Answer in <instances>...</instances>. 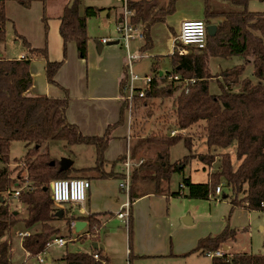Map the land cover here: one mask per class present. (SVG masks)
I'll return each instance as SVG.
<instances>
[{
	"label": "trees",
	"instance_id": "trees-1",
	"mask_svg": "<svg viewBox=\"0 0 264 264\" xmlns=\"http://www.w3.org/2000/svg\"><path fill=\"white\" fill-rule=\"evenodd\" d=\"M6 1L0 0V43H5L6 25L10 20L6 11ZM29 7L37 0H17ZM44 1V0H41ZM128 9L132 12V23L142 25L145 33L142 49L147 50L153 44L151 28L175 13L180 0H127ZM204 1L206 25H217L214 36L208 35L207 44L203 49L188 47L189 52L181 54L178 45L170 54L173 70L166 77L178 75L179 80L171 81L166 87L160 86V80L166 78L157 75L152 77L150 89L145 95L138 97L146 101L148 97L171 95L176 87L180 93L173 101L177 128H185L204 120L206 122L205 144L211 149H222L216 157L220 166L216 172L209 173V180L203 183L193 182L186 177V191L172 192L176 197H189L203 200L215 195L219 185H225L232 192L230 204L232 211L236 207L249 211L264 210V11L255 12L248 9L251 0H217L229 4L228 8L218 7L215 0ZM263 1V0H260ZM80 0H70L60 16V35L64 41V59L51 61L47 48V40L42 47H33L25 36L23 42L27 48L25 57L5 58L0 56V264H12L10 243L3 240L10 236L13 228L22 223L25 229H35L23 239L22 245L29 257H37L46 249V244L59 237L60 228L51 225L59 219L58 210L51 196V182L57 178L106 179L125 176L124 172L115 168L124 159L123 156L112 163L110 170H105V151L112 138V129L124 122L125 104L121 107L120 120L109 125L104 135L87 136L80 131L75 123L67 119L69 96L51 97L47 95L30 96L26 92L33 86L30 64L33 59L41 57L45 60L46 79L51 84H58L55 75L67 57V44L74 41L80 58L88 56L89 34L88 19L100 14L102 8L93 5L80 10ZM42 19L45 23V35L48 24L44 11ZM180 47H183L182 45ZM233 56L242 59L241 64L212 74V59L219 57L230 59ZM157 64V63H155ZM158 66V65H157ZM156 66V68H157ZM248 66H253L252 76H245ZM155 67V66H154ZM216 78L221 86L219 94L210 92L211 80ZM124 78L121 89L124 88ZM188 80L187 82H185ZM136 98V99H137ZM145 104V103H144ZM62 140L67 147L75 144H92L96 148L95 165L76 169L74 165L64 168L59 158H54L48 148L52 140ZM19 140L25 142L28 151L23 158L25 176H13L11 163V144ZM181 140L179 135L153 134L146 136L141 143L148 146H166L158 152L153 161L143 160L131 172L130 215L132 204L138 197L136 189L143 181L155 187L154 193L162 190L163 182L170 181L171 175L182 171L186 162L168 161V152L173 144ZM190 147V142L185 139ZM235 147V158L239 164L233 163L229 149ZM211 153L203 155L201 160L212 165L215 160ZM54 161V164L51 162ZM26 182V185L24 186ZM21 189L19 201L26 206L28 215L21 218L16 211L10 209V198L14 191ZM181 189V188H180ZM4 193L8 198L3 197ZM223 198L229 195L223 190ZM65 219L67 213L63 210ZM101 214H91L81 218L88 222L87 236L96 233L102 226ZM70 217L67 222L72 221ZM130 221V219H129ZM131 224V223H130ZM129 225V224H128ZM131 230V229H130ZM234 229L224 228L217 235H207L199 240L196 248L190 252L216 251L223 248L229 241L236 239ZM86 238V237H84ZM98 254V258L94 257ZM66 264H108L109 259L102 256L101 249L92 252L75 251L61 258ZM20 264H31L24 261ZM212 264H264V254L237 251L221 257L213 256Z\"/></svg>",
	"mask_w": 264,
	"mask_h": 264
},
{
	"label": "rangeland",
	"instance_id": "rangeland-1",
	"mask_svg": "<svg viewBox=\"0 0 264 264\" xmlns=\"http://www.w3.org/2000/svg\"><path fill=\"white\" fill-rule=\"evenodd\" d=\"M7 1L10 3L9 16L11 18L9 17L10 20L6 25L7 40L4 44L0 43V53L2 56L15 58L20 56L22 51L27 50L23 42V38L21 39L18 34H23V36L27 37V39L32 42L33 47L44 46L45 41L47 40V35H45V28L43 27L44 22L40 18L42 17V14H44L43 5L38 2L37 5L24 7V5H20L17 0ZM50 1L51 4L49 5V8L54 6L55 10L58 12L64 0ZM80 2L81 13L84 12L85 7L88 5L97 6L98 8L103 7L105 8L103 10L109 9L110 12L109 15L101 16L102 10L98 17L90 18L91 21L89 22L87 33L89 34L93 45L96 40H102L103 37L110 38L109 40L111 41H115L120 38V33L117 32V15L121 12V10L123 11L122 0H80ZM215 4L218 7H229L228 3L222 1L215 0ZM54 8L51 12L54 11ZM248 9L255 12H263L264 0H251L248 4ZM186 15H188V19H204V1L180 0L178 2L176 12L173 15H170L166 19V22L156 23L152 27L151 32L153 44L151 48L146 50V52L143 53L138 49L143 44L142 40L136 39L135 41H131L133 49L132 52L134 53L137 49L140 57L134 63L135 71L140 76V79L136 80L137 85L143 86L145 89L146 75L155 76L160 71H162L165 75L169 70H173V64H171V59L168 54L174 51L173 46L175 43V37L181 33L180 19ZM17 18L18 21L16 20ZM27 19L31 21L25 22ZM18 27H23L24 30L20 31L18 30ZM121 42L124 43L121 39L119 45L117 46L118 48L120 47ZM104 45H106V43ZM121 47L125 50L126 56H128V50L125 49L124 45H121ZM68 54L69 51H67V56ZM158 56L160 61L158 60L159 58H157ZM156 61L161 64L159 68H156ZM241 63H243L242 59L237 56H233L230 59L216 57L211 61V69L213 71L212 74H219L222 70L232 68L233 66ZM126 68L129 70L128 65ZM252 72L253 66H248L245 76L253 78ZM127 82L128 81H126L125 77L122 98H124V104L126 107L124 111L126 119H124L125 121L115 128L124 127L125 129H128V127H130L129 135L131 139L129 141V146L125 144V141L117 143L116 146L112 148L111 153L117 155L126 149L127 152L129 149H132V151H141V146L144 145L141 141L146 136L153 135L154 133L172 135L171 132L176 130L175 135H179L181 140L170 147L168 152V161L171 163H181L187 161L188 163L182 171L173 173L170 181H164L162 187L164 189L158 191L157 194L171 197V192L181 190L180 183L186 177H192L196 183L207 182L209 180L208 174L210 172L217 171L220 166V160L216 156L220 152H226V150H222L220 148L209 150L208 145L205 144V134L207 128L204 120H201L184 130L177 128L173 101L181 91V88H177V86L182 84L176 83V87H174L171 95L163 98L148 97L146 101L136 97L137 99L135 98L131 104V101L127 98V93L125 91ZM160 82V86L166 87L171 80H169V78H164L160 80ZM209 89L212 94L217 95L221 92V86L216 78L211 80ZM130 108L131 110H129ZM185 139L190 142V147L188 144H185ZM48 148L54 158H59L60 160L68 159L72 161L76 169L88 168L89 166L96 164V148L92 144L88 145L81 143L75 144L72 147H67L64 141L56 139L49 142ZM10 149L11 163L9 165L13 170V176L18 180V175L20 173L22 177L26 175V171H22L24 165L21 163H23V158L29 148H27L25 142L15 140L12 142ZM165 149L166 146H148L147 150H144L143 153H137L136 158L132 161L130 160L131 170L134 166H138L136 164L139 163V160H141L142 157H145L146 161H153L158 152H162ZM228 151L234 160L233 163L237 166L239 161L235 158V147H231ZM210 153L214 155L212 158L215 160L212 165H209L204 160H201L203 155H208ZM126 160H128V157L125 161ZM1 166L2 165L0 163V167ZM115 170L120 171V168L116 166ZM225 184L226 183L224 182V184L221 185V192L224 190V192L229 195L228 198H223L224 194H222L219 197L213 195L210 198H205L203 200L189 197H172L169 203L166 201L163 208L164 210H167L170 215V219L167 221V227L171 231L175 230L174 234L176 235V241H178L181 245L185 244L188 239H194L196 243H198L201 238H204V236L211 234L215 235L224 228L228 227L230 229H234L237 233L236 239L230 241L231 246L229 250H226L227 253L246 251L250 253L264 254V210L249 211L245 208L236 207V209L232 211L230 204L232 192H230L229 188ZM141 185L142 190H146L150 186L152 187H150L148 191L154 192L155 190L154 185L152 184L143 182ZM185 191L186 188L181 190V192ZM3 197L8 198V194L4 193ZM10 203L11 210L16 211L22 219L26 218L28 215L26 206L19 201L18 197L11 196ZM62 209L67 213L66 218L68 219L70 218L68 215L69 213L74 214L75 211H78V207L72 204H66ZM187 215H190L193 218V224H185L184 218L187 217ZM68 219H65V217H59L57 221L51 222L53 227L58 229L61 228L60 233L67 240V245L59 247L56 245L52 246L48 253L44 255L45 262H43V264H66L65 260L61 259L63 255H66L71 251H75L78 246L84 248L85 245L82 243L84 240H88V237L89 239L95 238L94 234L87 236L85 233H82L74 236L72 235V232L69 233L66 222ZM126 226L127 224L124 221L122 222L117 218H113L107 224V229L101 230V240L108 236L112 240V246L116 244V250L118 251V243L120 245L123 243L124 234H126L127 231ZM119 228L122 230H119ZM108 229L110 231L107 232ZM21 231H25L23 226L22 228L19 225L15 226L10 236H6L3 239L7 240L10 243V246H12V264H20L24 261H28L31 264H41L35 257H29V255H27L25 250L22 248V245H20L19 240L22 238ZM75 237H77L76 241L74 239ZM204 255L205 256H200L202 258L201 260L208 262V259L210 260L211 257L205 253ZM160 262H163L160 258H140L136 259L134 264H160Z\"/></svg>",
	"mask_w": 264,
	"mask_h": 264
},
{
	"label": "crops",
	"instance_id": "crops-1",
	"mask_svg": "<svg viewBox=\"0 0 264 264\" xmlns=\"http://www.w3.org/2000/svg\"><path fill=\"white\" fill-rule=\"evenodd\" d=\"M69 1L70 0H64L58 12L55 10L54 6L49 8V5L51 4L50 0H37L32 2L31 4L37 5L38 2H40L43 5V11H45L46 17L48 19L47 48L49 51V59L51 61L64 59V41L59 32L61 24L60 16L63 13L65 6L69 4ZM5 4L7 15L9 16L10 3L6 1ZM19 4L22 5V3ZM53 8L54 11L51 12ZM101 8L102 10L105 9L103 7ZM105 11L106 12L103 13V16L109 15V9ZM122 12L123 11L121 10V12L117 15V25L118 22L121 20L120 16L122 15ZM40 18L42 19V17ZM90 18L88 19V25L91 21ZM186 19H188V15L183 16L180 19L181 24L182 21ZM16 20L18 21V18ZM28 21L31 20L27 19V21L25 22ZM43 27L45 28V23ZM18 30L21 31L24 29L23 27H18ZM117 32L119 33V31ZM19 35L22 36L23 34ZM144 39H138L143 41V44L138 48L139 51H142L143 53L146 52V50L142 49L144 45ZM118 40H121V33L120 38ZM101 41L102 40H96L95 44L93 45L89 36L88 56L86 59L80 58V56L78 55L76 43L74 41H70L67 44V51H69V54L65 58L61 68L55 75V80L58 83L55 85L49 83L46 79V72L44 67L45 60L43 58L38 57L36 59H33L30 64L31 75L33 78V86L26 92V94L30 96L47 95L51 97H62L65 96L67 92V95L70 99L69 106L66 111L67 119L70 123H75L79 127L80 131H82V133L87 136L104 135L109 125H113L120 120L121 107L124 105V98H122L123 90L121 89L120 81L123 78L125 79V77L126 81H128L129 79V70H127L126 68L128 63V56H126L125 50L121 47V45L123 46L124 43L121 42L119 48L117 47L119 44H106L103 46L102 52H99L98 49ZM29 42L32 45V42L30 40ZM129 50L131 53H133L131 42L129 45ZM128 52L129 51H127V53ZM26 53L27 50L22 51V54L15 58L20 59L23 55H26ZM135 53H138L137 49L134 51L133 54ZM4 57L13 59L12 57ZM139 58H136L133 61V65L135 61ZM157 58H159V56ZM158 60L160 61V58ZM156 62L158 65L157 68H159L161 64H159L158 61ZM134 73H136L135 68ZM167 74L164 75L162 71L159 72V76L165 77ZM140 87L143 88V86ZM129 129L130 127H128V129H125L124 127L112 129V138L108 143V148L106 149L104 156L107 163L105 166V170H110L112 167V163H114L115 160L123 156L124 159L121 161L122 163L117 165V167L120 168V171L124 172L125 159L127 157L130 162V160L132 161L136 158L137 153H143L144 150H147L148 145L144 144L141 146V151H132V149H129L127 152L126 149L125 151H121L117 155L111 153L112 148L121 141H125V144L129 146V141L131 139L129 135ZM143 160H145V157H142L141 160H139V163L136 165H139ZM136 167L138 166H134L131 172ZM191 179L194 182L192 177ZM123 181L124 177L122 179H91V186L87 192V200L85 201V203L74 205L78 207L77 212L75 211L74 214H68L70 217L73 218L70 223H68L66 220L69 233L72 232V235L74 236L80 235L82 233H87V231L89 230L88 222L82 219L81 217L88 216L91 214H101L100 218L102 219V226L96 233V242L104 246V248L99 249L102 250V256L109 259L108 264H123V262L124 264H134L135 260L140 258H160L163 261L160 262V264H212V257L210 260L208 259V262H206L201 260L202 258L200 256H205L201 252H190L191 250L197 247L199 242L196 243L194 239H188L185 244L181 245L178 243V241H176V235L174 234L175 230L171 231L167 227V221H169L170 215L167 210H164L163 207L166 201L167 203H169L171 198H175L176 196L172 195L170 197L166 195H159L152 191H148V189H150V187L152 186H150L146 190H142L141 184H143V181H140L138 183V187L136 189L138 197L134 200L132 204V214L130 215L129 225L126 226L127 231L126 234H124L123 243L120 242L121 245L118 243V251L116 250V244L112 246V240L108 236L104 237V239L101 240V230L107 229V224L113 218H117L122 222L124 221V219L118 217V212L127 202L130 203V196L129 193L126 192L122 187ZM220 195H222V193H215L214 196L219 197ZM185 219L187 222H192L188 224H193L194 222L193 218L190 215H187L184 220ZM79 220L86 222V224L83 227L84 229L78 232L77 228H75V223ZM19 226L22 228V223ZM35 229L38 228L25 229V231L23 232H26L27 230L31 234ZM119 230L122 229L119 228ZM108 231L110 230L108 229L107 232ZM59 236L65 239V237L61 233L59 234ZM74 239L76 241L77 237H75ZM90 239L89 237L88 240L86 239L87 241L83 239L84 241L82 244L85 245V247L82 248L81 246H78L75 251H84L88 253L92 252V250L95 249L93 244L94 239ZM19 241L20 245H22L21 241H23V239L21 238V240ZM230 244V241L226 244V246H228V249L226 250L230 249ZM75 251H71L69 253ZM26 254L28 255V252H26Z\"/></svg>",
	"mask_w": 264,
	"mask_h": 264
},
{
	"label": "built area",
	"instance_id": "built-area-1",
	"mask_svg": "<svg viewBox=\"0 0 264 264\" xmlns=\"http://www.w3.org/2000/svg\"><path fill=\"white\" fill-rule=\"evenodd\" d=\"M123 1V12L121 17V20L118 22L117 25V31L121 33V39L124 41V45L126 49H128V68H129V79L127 82V85L125 86V91L127 93V98L132 102L136 98V96L142 97L145 95V91L147 89H150L151 83H152V76H146V87L145 89L140 87L136 84V80L140 79V76L137 73H134V65L133 61L136 58H139L138 53H131L129 50L130 42L135 39H144L145 33L143 32L142 25H134L132 23V12L128 9L127 0ZM180 34L175 38V43L179 47V52L181 54L189 52L188 47H196L197 49H203L205 48L207 44V38H208V31H207V25L204 19H186L182 21L181 28H180ZM109 41L107 38H102L101 43L105 44ZM183 47H180V46ZM22 57H25L23 55ZM169 80H179L178 75H173L168 77ZM188 81V80H186ZM124 89V88H123ZM129 101V102H130ZM131 110V108L129 109ZM172 135L176 134V130H173ZM24 165V162L21 163ZM25 166V165H24ZM131 162H129V159L125 161V169H124V181L122 183L123 189L128 192L130 189L131 184ZM26 185V184H25ZM24 185V186H25ZM51 196H53L54 203L56 207L63 208L66 204H82L85 203L87 200V192L90 189L91 186V179H85V178H57L54 179L51 182ZM181 190L185 188L184 184H180ZM21 189H17L14 191L13 196L18 197L20 194ZM216 194L222 193L221 192V186L216 188L215 190ZM130 203L127 202L118 212V217L121 219H124V222L128 225L129 219H130V210H129ZM262 206L264 207V203H262ZM30 235V232L26 230V232H21L22 239L26 238ZM22 242V241H21ZM67 240H65L63 237L59 236L52 240H50L46 245V249L40 253L36 259L43 264L45 262L44 255L48 253L49 249L56 245V246H64L66 245ZM225 253V250L220 248L216 251H206V255L209 257L216 256L221 257ZM94 257L97 259L98 254H95Z\"/></svg>",
	"mask_w": 264,
	"mask_h": 264
},
{
	"label": "water",
	"instance_id": "water-1",
	"mask_svg": "<svg viewBox=\"0 0 264 264\" xmlns=\"http://www.w3.org/2000/svg\"><path fill=\"white\" fill-rule=\"evenodd\" d=\"M104 12H106V11L103 10L101 12V16L103 15ZM216 29H217V25L216 24L215 25H213V24L212 25H207L208 35L214 36L215 33L217 32ZM119 42H120V40H118V41H108L106 44L107 45H117V44H119ZM103 46H104V44L100 42V46H99V49H98L99 52H102ZM0 56H2L1 53H0ZM51 164L55 165L54 161H52ZM60 164H62L64 168H69V167H71L73 165V163L70 160H68V159L61 160ZM57 216L60 217V218H62L64 216L63 209H59L58 210V215ZM184 222L186 224L192 223V222H189V221L187 222L186 219L184 220ZM85 224H86V222L79 220V221H77L75 223V228H77V231L79 232V231L84 229L83 227L85 226ZM93 244H94V247L96 249L104 248V246L102 244H100V243H98L96 241H94ZM223 248H224V250H226V249H228V246L225 245Z\"/></svg>",
	"mask_w": 264,
	"mask_h": 264
}]
</instances>
